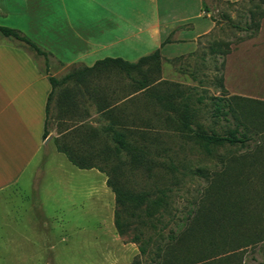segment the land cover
<instances>
[{
  "label": "rangeland",
  "instance_id": "rangeland-1",
  "mask_svg": "<svg viewBox=\"0 0 264 264\" xmlns=\"http://www.w3.org/2000/svg\"><path fill=\"white\" fill-rule=\"evenodd\" d=\"M255 5L264 9V0H208L215 27L198 39L193 57L167 62L160 58L158 65L142 68L147 67L146 77L143 70L132 71L133 88L146 78L144 95L133 105L132 113H121L113 128L135 131L128 139L144 148L139 154L143 162L129 165L128 156L120 153L127 163L121 166L123 178L116 183L150 195L136 216L123 220L124 232L118 234L113 224V204L101 184L100 200L95 204L91 199L87 191L96 186L89 177V184L83 180V190L71 194L60 189L57 196L51 195V202L35 204L34 226H19V232L33 234L30 247L20 241L18 248H12L19 255L2 253L0 264H129L134 260L137 264H264V106L258 112L255 105V99L264 101V60L260 65L255 54L264 50L255 46L259 30L248 36L242 29ZM0 39L16 42L1 34ZM226 45L228 52L221 55ZM23 47L43 71L57 79L78 71L79 67L61 70ZM96 69L99 72L89 77L74 75L61 82L63 89L56 87L47 121L48 141L30 171L54 169L60 162L73 168L57 151L55 139L78 156L86 154L88 162L107 167L98 150L101 141L109 147L115 144L111 133L86 138L89 120L99 123L102 130L108 124L103 120L105 114L74 110L77 105L84 110L102 106L99 99L105 91L101 87L116 68L102 65ZM213 96L228 98L227 118L233 117L250 137L246 143L204 146L187 129L224 134L231 128L230 120L213 115ZM183 105L192 114L190 120L178 116ZM76 131L83 132L82 136L76 138ZM49 179L45 176L42 186H37L41 196ZM158 196L162 201L156 203ZM147 205L152 208L146 209ZM172 235L175 239L171 240Z\"/></svg>",
  "mask_w": 264,
  "mask_h": 264
},
{
  "label": "crops",
  "instance_id": "crops-1",
  "mask_svg": "<svg viewBox=\"0 0 264 264\" xmlns=\"http://www.w3.org/2000/svg\"><path fill=\"white\" fill-rule=\"evenodd\" d=\"M223 1L235 3L239 0ZM207 3L208 0H0V25L14 28L34 41L47 52L46 61L61 66V70L79 67L78 71L67 73L71 74L69 80L74 75H93L98 70L92 66L105 58H121L134 63L156 49L164 62L193 57L198 39L215 27L210 8L203 7V4L208 7ZM258 30L255 46L264 50V18ZM10 41L0 39V256L15 257L19 253L12 248H18L20 241L22 246L30 247L33 234L19 232V226H34L35 204L51 202V195L57 196L55 193L60 189L77 193L85 188L83 180L88 183V178L93 177L91 184L96 187L91 186L87 192L91 193L94 203H98L101 184L109 204H113L114 224L115 195L106 183L105 172L95 166L80 168L58 150L73 168L60 162L54 169L29 170L48 141L43 134L45 129L47 132L54 97L46 116L51 91L49 76L54 75L43 71L17 41ZM257 55L262 65L264 52ZM131 74L111 70L107 85L101 87L106 93L103 97L99 95L102 106L84 110L77 105L75 112L104 113L103 120L108 123L105 127L118 126L116 121L121 120V113L131 112L144 95L145 88L132 87ZM56 97L57 104L59 97ZM98 125L89 120L87 139L97 138ZM75 134L78 138L83 132ZM47 175L50 179L41 196L37 186H42L40 183ZM56 196L53 200H57ZM38 207L44 211L42 206Z\"/></svg>",
  "mask_w": 264,
  "mask_h": 264
},
{
  "label": "trees",
  "instance_id": "trees-1",
  "mask_svg": "<svg viewBox=\"0 0 264 264\" xmlns=\"http://www.w3.org/2000/svg\"><path fill=\"white\" fill-rule=\"evenodd\" d=\"M231 3V2H227ZM203 7L205 10H208L209 7H206L203 4ZM251 9L249 10V16L247 20V25L243 26L242 29L246 32L248 36H253L257 33L259 29V19L264 16V9H261L259 5L251 6ZM212 17V16H211ZM213 19V18H212ZM214 20V19H213ZM233 26L239 27L237 24H232ZM0 34L15 39L21 46H26L30 49H32L36 54L42 55L45 60H47L48 54L45 50H43L40 46H38L34 41L29 39L28 37L21 34L18 30L6 26L0 25ZM166 39L165 41H167ZM228 52L227 45L224 48V50L221 51V55H224ZM160 54L159 50H154L151 54L140 57L136 62H128L124 61L121 58H105L102 60L97 61L92 68L100 66V65H111L114 66L116 69H119L120 71H125L126 73H130L132 71H141L143 70V74L146 77V70L148 66L158 65L160 63ZM148 64V65H147ZM145 65H147L146 68L142 69ZM91 69V68H87ZM71 74H66L63 78L57 79L54 76H49V81L51 83V91L47 98V104H46V116L48 115V109H49V102L52 99L56 87L61 83L66 81ZM145 81L146 78H143V80L139 81V87L145 88ZM59 97V95H58ZM212 102L214 104V111L213 115L218 117H225L226 119L230 120V118H227V115L230 113V106L228 98L222 97V96H213L211 97ZM258 104V112L262 111V107L264 106V101L255 99V105ZM188 106L183 105L179 111L178 116H180L183 120L191 119L192 114L186 113ZM176 111V110H175ZM231 128L227 130L224 134H218L215 132L211 133H205L204 131H197L192 128H187L190 131L193 132V135L198 139L201 140V143H203L204 146L208 144H222V143H228L230 145L234 144H244L246 143L250 137L246 135L244 131L240 128V124H237L236 121L231 117ZM186 125V123H185ZM99 133L106 134L109 136L111 133L112 136L110 138L115 142V144L112 147H109L105 142L101 141L102 146H99L98 155L101 157L102 162L107 165L106 168L100 167V165L91 164V162L87 161V155L84 154L82 156L76 155L72 150L69 149L68 146H66L64 143H59L57 139H55L56 148L58 151L65 154L67 159L71 161L74 165L80 167V168H86V167H97L100 171L105 172L107 179L106 183L111 188L115 195V210H114V226L118 232V234H122L124 232V221L127 218H131L136 216V210L139 209V207L144 203L146 200L149 199L150 193L148 191H132L125 186L122 185V183H116L119 182L118 179L123 178V174L121 173V166L126 165L127 160L122 159L119 154L125 153L128 156V163L130 165H140L143 161L139 158V154L143 153L144 148H141L134 140L129 141L128 137L131 135L133 136L135 131L129 130V129H117L111 127H104L102 130L100 129ZM96 134V130L94 129V136ZM43 137H46V129L44 131ZM115 158V161H112ZM114 179V180H113ZM162 198L158 196L155 199V202H161ZM159 205V204H156ZM151 206H146V209L150 210ZM264 211V210H263ZM208 219V218H207ZM206 221V220H203ZM184 222V221H183ZM202 222V221H201ZM175 239V236L172 235L171 238ZM170 241V240H169ZM142 250V248H141ZM129 264H137V261L134 260L133 262Z\"/></svg>",
  "mask_w": 264,
  "mask_h": 264
}]
</instances>
